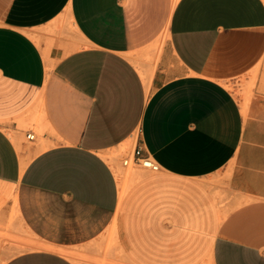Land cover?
<instances>
[{
    "label": "crops",
    "instance_id": "crops-1",
    "mask_svg": "<svg viewBox=\"0 0 264 264\" xmlns=\"http://www.w3.org/2000/svg\"><path fill=\"white\" fill-rule=\"evenodd\" d=\"M123 145L159 169L125 184ZM109 240L113 264H264V0H0V264Z\"/></svg>",
    "mask_w": 264,
    "mask_h": 264
},
{
    "label": "rangeland",
    "instance_id": "rangeland-1",
    "mask_svg": "<svg viewBox=\"0 0 264 264\" xmlns=\"http://www.w3.org/2000/svg\"><path fill=\"white\" fill-rule=\"evenodd\" d=\"M51 32L53 33L54 31H51ZM154 44L155 45H152L151 47L156 51L155 54H157L161 42L157 41ZM154 56L152 57V55L148 54V51L137 53V54L132 56L134 58L133 63L136 66V68L139 65L145 66V65H149V64H154L156 55H154ZM251 87H252V83L248 84L247 88L243 89L242 92H243V95H245V97H247L249 95ZM18 127L21 128V129L30 128L31 127V121L24 122V123H19ZM19 139L21 140V142H24L25 144H30L28 142V140L24 137L23 134H20V138ZM129 151H130V148L126 147L125 145H123L121 147V149H119L117 152H115L114 157L116 158V160H118L119 164H121L120 163L121 159L126 154H128ZM121 169L124 172L125 184H128L134 178H136L138 175L148 171L146 169H143V168H141L139 166H135V165H132V164L128 165L125 168L121 167ZM111 247H112V240H109L105 247H103V248L100 247L99 248V251H103L101 249H105L104 252H102V253H104V255L103 254L100 255V253H99V254H96L93 257L88 258V256L80 254V257H81L82 260L83 259H91L92 263H94V264H113L112 259H111V254H110V251H109L111 249ZM0 262H1V260H0ZM84 262H86V261H84ZM115 264H126V263L122 262V261H119V262H115Z\"/></svg>",
    "mask_w": 264,
    "mask_h": 264
},
{
    "label": "built area",
    "instance_id": "built-area-1",
    "mask_svg": "<svg viewBox=\"0 0 264 264\" xmlns=\"http://www.w3.org/2000/svg\"><path fill=\"white\" fill-rule=\"evenodd\" d=\"M24 137L27 140H31L34 137V133L30 128L26 129L24 132ZM121 164L122 166L127 167L128 165L132 164L135 166H139L143 169L146 170H151V171H156L159 169V166L157 163H155L152 158L149 156H138L134 154H126L122 159H121Z\"/></svg>",
    "mask_w": 264,
    "mask_h": 264
},
{
    "label": "bare ground",
    "instance_id": "bare-ground-1",
    "mask_svg": "<svg viewBox=\"0 0 264 264\" xmlns=\"http://www.w3.org/2000/svg\"><path fill=\"white\" fill-rule=\"evenodd\" d=\"M15 140V139H14ZM19 141V140H18ZM15 142H16V140H15ZM19 143V142H18ZM17 144V143H16ZM20 146V144H17V146ZM105 158H107V160H109L110 162H112L111 161V155H103ZM115 171H116V174H117V177L118 178H120V176H121V174H120V172H119V169H116L115 168ZM123 190H124V186L121 184V193L123 192Z\"/></svg>",
    "mask_w": 264,
    "mask_h": 264
}]
</instances>
